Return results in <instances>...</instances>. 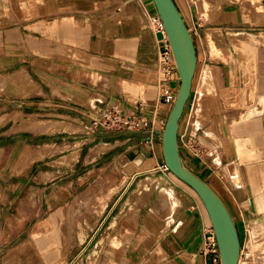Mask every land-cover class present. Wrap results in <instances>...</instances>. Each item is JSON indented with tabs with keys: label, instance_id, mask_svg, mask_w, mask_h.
Returning <instances> with one entry per match:
<instances>
[{
	"label": "crops",
	"instance_id": "0c3cea01",
	"mask_svg": "<svg viewBox=\"0 0 264 264\" xmlns=\"http://www.w3.org/2000/svg\"><path fill=\"white\" fill-rule=\"evenodd\" d=\"M174 1L198 59L191 99L180 121L181 156L220 196L238 232L248 224L255 228L248 243L251 255V246H264V19L251 23L238 11L220 12L236 4L216 7L206 0L208 17L200 2ZM156 14L153 0H0V154L29 149L26 160L8 157L0 169V264L63 261L55 225L45 235L36 230L23 249L1 257L4 245L14 241L12 237L4 243L3 219L17 210L20 188L29 199L41 195L42 212L55 213L83 195V202L91 204L90 187L104 171L115 179L122 170L126 183L109 195L105 209L112 216L109 226L131 209L127 201L139 195L147 180H142L152 161L147 151L162 144L173 108L163 100V90L180 86L178 73L165 82L160 68L161 35L150 21ZM111 108L144 117L148 128H96L95 112ZM16 113L63 120V131L15 132L21 125V118L11 119ZM192 140L199 155L185 148ZM132 152L143 157V164L129 159ZM126 163L136 167L127 168ZM163 176L136 224L123 227L132 235L127 251L104 253L102 264L105 257L112 264H211L205 245L212 226L203 202L170 173ZM162 187L173 190L171 211L167 205L155 210ZM43 236L51 239L47 247ZM53 248L59 261L47 253Z\"/></svg>",
	"mask_w": 264,
	"mask_h": 264
},
{
	"label": "rangeland",
	"instance_id": "374dc122",
	"mask_svg": "<svg viewBox=\"0 0 264 264\" xmlns=\"http://www.w3.org/2000/svg\"><path fill=\"white\" fill-rule=\"evenodd\" d=\"M191 1L192 3H194L195 1L197 3L200 2L201 7L204 9V11L207 13V16L209 17L208 10L206 9V2H207L206 0H191ZM230 1H233L236 4L235 7L223 8L221 12L231 11V10L238 11L241 14H243V17L245 19L250 20L251 23L259 22L257 21L259 17L264 19V4L262 0H230ZM237 7L241 9L238 10L236 9ZM176 91L178 92L179 89ZM98 114H99L98 111L95 112L94 117H96ZM21 117H23L21 113H16L11 119L16 120ZM41 120L42 119L30 118V117L21 118L20 126L21 127L26 126L25 122H27V125L30 128H36L37 126L36 123ZM50 121H55V120H50ZM20 126L15 128V132H23L20 131L19 129ZM98 129H102L106 132H119L111 129H104V128H98ZM191 139H193V137H191ZM190 142L191 143H188V146H185V148L187 149L189 148L192 154L196 155V152L200 153V150L197 144L195 143V141L192 140ZM28 151L29 149L27 147H24L20 150H15V149L3 150L2 153L0 154V169L6 167L5 164L8 157H12V158L21 157L26 160L29 154ZM147 152H148L147 155L148 159L149 160L152 159V161H148L147 162L148 166L147 167L145 166V168L143 169V171H147L146 173L143 174L145 175L143 176L144 179L140 178L142 180L147 179L143 181V183H147L148 185L150 183H159L158 184V188H159L161 181L157 178H159L160 175L162 176V178H164L163 174L170 173L174 178H176L166 167L163 156L162 144L161 145L160 143L156 144V147L148 149ZM126 167L133 169L136 166L130 165V163H128ZM110 175L112 176V174H110L108 170L106 173L104 171L103 178H101L99 181L96 182V184L90 187L91 194L94 198V201L93 199H90L92 204L91 206L89 205V203L83 202L81 196L78 197V199L75 198L76 200L74 199L73 202L69 203L59 212H55V213L42 212L41 195L36 194L35 196L29 199L27 198V195L23 193L24 192L22 191L23 189L20 188L21 195L16 199V204L14 203V208H17V210L14 211L13 209V211L10 212V214L5 213V218L3 219V226H4L3 241L5 243L9 238L12 237H14V241L12 242V244L4 245L2 252L3 254H1V257H3V259H7L10 255L15 254L17 250L23 249L27 240L34 234L36 230L38 234L45 235L50 231L52 226L55 225L56 228L58 229L56 234V239L60 242L63 248V261L59 262V264H100V263L102 264V262H100L102 255L109 251L108 246L110 244L114 246V244L110 243L111 239H109V244L107 243L101 244V240L103 238L105 241L108 237H110L111 232H107V231L112 227V223L115 222L114 220H116L114 219L109 226V222L112 216H110L108 212H105V209L110 199L109 195L118 192V190L126 183V176L122 170L120 175L117 176L115 179L109 178ZM4 183L6 184L10 182H4ZM163 190H168L170 193L173 192V190L170 188L162 187V189L160 190V194ZM173 201L175 203L174 193H173ZM91 209L93 210L89 211ZM55 215H58L57 217H55L56 224H54L53 222L54 220L53 216ZM136 216L129 217L121 223L120 236H123V238L127 237L125 239L126 241L129 239L128 237L130 236V232L128 229L127 232V230L123 227L125 226L126 222H129V224L130 223L136 224L137 221ZM11 219L15 220V224L12 225ZM254 229L251 228V226L249 227L248 224V229L241 230L242 233L239 232V237L241 242V256L243 257V259H241L240 261L241 264H264V257H263L264 246L262 245L251 246L250 247L251 255H249L248 243L252 239L251 233L253 232ZM41 238H39V240ZM43 238L46 239L45 241L46 244H44V246L47 247L51 239H48L45 236H43ZM120 242L121 241H119V243ZM100 244H101V248L98 249ZM129 245L127 246L126 249H128ZM124 247H126V245ZM124 247H121L119 250L117 249L118 251L115 250L112 252L125 253ZM47 253L52 254V256L50 257L52 261L53 260L59 261V254L56 252V248L48 250Z\"/></svg>",
	"mask_w": 264,
	"mask_h": 264
},
{
	"label": "water",
	"instance_id": "95a60500",
	"mask_svg": "<svg viewBox=\"0 0 264 264\" xmlns=\"http://www.w3.org/2000/svg\"><path fill=\"white\" fill-rule=\"evenodd\" d=\"M153 2L171 44L181 83L162 136L164 161L167 169L202 200L216 236L222 264H239L241 242L233 216L209 184L185 166L180 152V121L192 95L198 64L194 40L174 0Z\"/></svg>",
	"mask_w": 264,
	"mask_h": 264
},
{
	"label": "built area",
	"instance_id": "2783aa9c",
	"mask_svg": "<svg viewBox=\"0 0 264 264\" xmlns=\"http://www.w3.org/2000/svg\"><path fill=\"white\" fill-rule=\"evenodd\" d=\"M154 31L161 35V50L159 56L160 68L164 74L165 82L170 81L175 73H178L174 54L169 42L166 30L159 14L150 18ZM178 92L172 90L170 86L163 90V100L168 104H174ZM98 115L93 119V125L96 128L111 129L116 131H142L148 128V121L139 115L125 113L121 109L111 108L99 110ZM196 155L199 153L196 152ZM207 242L205 245V254L212 255L211 264H222L219 253L218 243L212 227L207 232Z\"/></svg>",
	"mask_w": 264,
	"mask_h": 264
},
{
	"label": "bare ground",
	"instance_id": "6f19581e",
	"mask_svg": "<svg viewBox=\"0 0 264 264\" xmlns=\"http://www.w3.org/2000/svg\"><path fill=\"white\" fill-rule=\"evenodd\" d=\"M249 2V1H248ZM208 3L211 4V6H222V5H225L226 7L227 6H231V5H235V3L233 1H230V0H208ZM209 4V5H210ZM210 8V6H209ZM211 11H213V8L210 9ZM209 10V11H210ZM215 10V9H214ZM221 12V11H220ZM210 13V12H209ZM213 13V12H211ZM218 14V12L216 13ZM213 15V14H212ZM211 15V16H212ZM215 16V14L213 15ZM212 16V17H213ZM209 78V77H207ZM211 80V78H210ZM209 80V81H210ZM208 83V81H207ZM206 87V86H205ZM26 126L24 127H21L20 126V131H28V132H33L34 134H44V133H48L51 131H54V130H61L63 131V120L62 121H58V120H55V121H45V120H41L39 122L36 123V128H30L28 125H27V122H25ZM23 124V125H25ZM78 128V127H77ZM18 129V130H19ZM98 147V146H97ZM104 148V147H103ZM107 149V148H105ZM100 150H104V149H101L99 147V151ZM108 151V150H107ZM99 155V154H98ZM129 158L130 160L136 164L137 166H140L141 164H143L144 162V159L143 157L138 154V153H135V152H132L130 155H129ZM116 167H118L116 165ZM119 169V168H118ZM173 174V173H172ZM174 175V174H173ZM113 176V175H112ZM175 176V175H174ZM115 177V176H114ZM176 177V176H175ZM177 178V177H176ZM178 180H180L179 178H177ZM181 181V180H180ZM183 182V181H181ZM185 183V182H183ZM158 184L159 183H150L149 185L147 183H143L142 185H140V192H139V195L136 196V197H131L129 198V200L127 201V206H132L131 209L129 210L128 208H126L125 210H123L122 213H120L115 222L113 223V225H117L119 226V224L121 225V223L126 220L127 218L129 217H133V216H136L138 215L140 209L145 206L148 201L151 199V197L153 196V194L157 191V188H158ZM186 184V183H185ZM187 185V184H186ZM190 187V186H189ZM191 188V187H190ZM192 189V188H191ZM193 190V189H192ZM137 192V191H136ZM195 192V191H194ZM196 193V192H195ZM136 194V193H135ZM197 194V193H196ZM198 195V194H197ZM84 196V195H83ZM82 196V197H83ZM135 196V195H134ZM200 198V197H199ZM86 199V197H85ZM87 201V200H86ZM202 201V200H201ZM88 203V202H87ZM90 204V203H89ZM174 201H173V192H169L168 190H163L160 194V199L159 201L155 204V210H159L161 209V207L163 205H167L169 210L171 211L172 208L174 207ZM91 206V204H90ZM167 208H165V212H166ZM171 214V212L169 213V215ZM112 225V227L107 231V232H111L110 234V243L114 244L113 245H109L108 248H109V251H115L117 249H120L121 247H124L126 245V247H124V252L127 251V246L130 244V242L132 241V235L129 236V239L127 240V242H125V240L123 239V236H120V228L121 227H118V228H114V226ZM212 226V225H211ZM148 229L145 228L144 230V234H146ZM107 236V235H106ZM258 239V238H257ZM119 241H121L119 243ZM102 242H104V238L101 240V244ZM101 244L99 245L98 249L101 248ZM135 244V243H134ZM139 244H137L138 246ZM136 246V244H135ZM123 250V249H122ZM108 255V254H107ZM111 257V256H110ZM264 257V256H263ZM122 259V258H121ZM240 261H241V257H240ZM240 261H239V264H240ZM112 261H110L109 259H107L105 257L104 259V264H112L111 263ZM128 263V262H127Z\"/></svg>",
	"mask_w": 264,
	"mask_h": 264
},
{
	"label": "trees",
	"instance_id": "16d2710c",
	"mask_svg": "<svg viewBox=\"0 0 264 264\" xmlns=\"http://www.w3.org/2000/svg\"><path fill=\"white\" fill-rule=\"evenodd\" d=\"M202 179V178H201Z\"/></svg>",
	"mask_w": 264,
	"mask_h": 264
}]
</instances>
